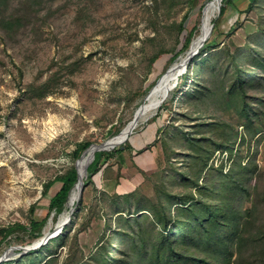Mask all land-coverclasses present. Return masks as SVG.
<instances>
[{"label": "rangeland", "instance_id": "rangeland-1", "mask_svg": "<svg viewBox=\"0 0 264 264\" xmlns=\"http://www.w3.org/2000/svg\"><path fill=\"white\" fill-rule=\"evenodd\" d=\"M22 1L11 0L5 14H13ZM209 1L46 0L33 20L18 29L5 31L0 26V228L47 219L36 239L20 232L1 242L0 264H112L107 256L117 258L123 247L120 240H112L117 230L126 231L116 217L119 202L125 208L120 213L130 217L127 208L134 212L136 200L154 198L157 189L165 187L170 194L182 191L166 181L168 174L177 176L198 167L197 156L192 163L185 160L191 150L186 136L195 135L200 150L210 152V156L202 154L209 159L199 185L205 183L210 166L217 168L223 162V173L230 168V150L242 164L254 163L258 172L264 170V118L255 121L258 132L248 131L224 97L223 84L208 83L204 92L210 99L195 100L193 94L188 96L187 87L180 90L170 82L150 118L123 142L105 150L129 141L132 151L116 153L84 185L91 160L72 204L67 201L58 213L49 210L59 182L43 193L48 181L73 164L78 167L80 158L74 160L72 151L79 142L100 144L116 136L179 60L187 58L192 66L207 41L218 40L234 50L252 43V36L263 31L264 0H233L218 26L219 35L212 28L201 46L190 45L182 51L190 30L199 31L202 8ZM186 13V29L181 34L178 24ZM218 17L217 12L213 24ZM232 24L236 28L228 32ZM175 53L178 59L173 60ZM153 56L159 57L153 62ZM188 70L182 84L188 81L184 76ZM45 85L49 91L43 95ZM189 88L191 92L200 89ZM247 94L260 92L253 89ZM209 122L217 128L228 125L224 127L230 133L228 146L222 132L221 136H215L216 130L208 132ZM209 134L214 140L204 138ZM210 173L213 176L206 184L216 185V172ZM253 184L249 179L250 196L237 199L243 214L261 198ZM129 192L134 197L124 201ZM65 236L66 243L58 244Z\"/></svg>", "mask_w": 264, "mask_h": 264}, {"label": "trees", "instance_id": "trees-1", "mask_svg": "<svg viewBox=\"0 0 264 264\" xmlns=\"http://www.w3.org/2000/svg\"><path fill=\"white\" fill-rule=\"evenodd\" d=\"M10 1L0 0V26L5 31L18 29L32 21V16L46 3V0H23L15 8V12L7 16L5 12ZM233 4V0H222L219 17L213 21L215 36L219 35L218 26L226 10ZM249 7H252V4ZM187 17L188 13L178 24L181 34L186 29L184 21ZM235 28L236 24H232L227 31H233ZM195 32L196 28L190 30L181 47L182 51L190 47ZM251 42L235 47L234 50H230L226 43L221 45L218 40L205 42L200 50L205 55L201 56V53L198 60H192V66H189V72L184 76L188 80L187 94H193L195 100L210 99L204 92L208 83L226 86V93L221 86L224 97L235 107L239 117L244 119L246 129L256 133L259 130L255 121L264 118V29L252 36ZM164 53L161 52L160 55ZM177 55L178 53L174 54L173 60L178 59ZM158 57L153 56L152 61ZM220 76L222 79L218 80ZM190 86H199L200 89L191 92ZM253 89L258 90L260 94H247L248 90ZM46 91H49L48 86L42 94ZM208 126L211 127L208 129L209 133L216 130L215 136H221L222 132L225 136L224 145L230 144V133L224 129L228 128L226 123L217 128L209 122ZM185 138H188L187 145L191 149L185 153V160L192 163L197 156L199 168L185 174L177 173V176L168 174L166 181H170L173 186H180L182 191L170 194L164 187L159 191L157 189L154 198L136 200L134 212L127 208L131 218L120 213L125 208H121L119 202L116 217L118 225L120 226L122 221L126 231L117 230V236H114L112 242L120 240L123 247L120 248L117 258H107L112 264H264V191L260 190L264 186V170L258 172L257 164L254 163L242 164L239 156L232 157L233 152L230 150L229 159L232 158L233 162L230 168L223 173V162L217 168L210 166L205 183L199 185L202 168L204 170L209 159L206 160L202 154L208 153L210 156V152L200 150L199 138L195 135ZM204 138L214 140L210 134ZM164 143L167 146L166 142ZM90 144L89 141L79 142L72 151L73 159L78 160ZM126 150L132 151L129 141L112 151H96L87 168L84 185L91 181V177L102 169L111 157ZM170 151L166 153L169 155ZM211 171L216 172L217 181L216 185L209 186L206 181L213 176ZM249 179L254 180L253 186H258V196L261 198L257 204H253L251 210L243 214L237 205V199L243 194L250 196L251 190L247 185ZM76 181L77 167L73 164L44 185L43 193L46 195L55 182L60 183L59 189L50 197V211L58 213L66 207L65 203ZM194 187L195 192L191 190ZM134 195V192L125 193L123 200L130 202ZM46 220L31 219L29 226L21 223L3 226L0 228V243L20 232L36 239L41 236ZM67 240V236L60 237L58 244L64 245Z\"/></svg>", "mask_w": 264, "mask_h": 264}, {"label": "bare ground", "instance_id": "bare-ground-1", "mask_svg": "<svg viewBox=\"0 0 264 264\" xmlns=\"http://www.w3.org/2000/svg\"><path fill=\"white\" fill-rule=\"evenodd\" d=\"M221 0H210L203 10V16H202V22L200 25V29L196 34V37H194L193 42L191 43L192 48H198V46L204 42V40L211 34L212 31V18L217 14L218 10L217 7ZM203 9V8H202ZM211 27V28H210ZM187 58L179 60L175 65L173 66L171 73L167 74L160 78V80L152 87V89L149 91L147 95V100L145 104L140 108V110H137L136 112V120L133 124L125 126L121 134L109 142L111 145L118 143L125 135H128L139 123L147 121L152 113L157 109L159 106L161 99L163 98L164 94L169 90V86L171 83H174V85L177 83L175 80H177V74L181 73L184 69H186L187 66L184 65ZM188 62V61H187ZM183 73V72H182ZM171 77V79H170ZM171 82V83H170ZM181 86V85H180ZM183 88V87H182ZM185 90V89H183ZM186 91V90H185ZM90 148L81 158V160L78 163V171H79V178H83L85 175V169L88 165V161L90 158L91 150ZM77 187L71 192L69 195V205L74 202V200L77 197Z\"/></svg>", "mask_w": 264, "mask_h": 264}, {"label": "water", "instance_id": "water-1", "mask_svg": "<svg viewBox=\"0 0 264 264\" xmlns=\"http://www.w3.org/2000/svg\"><path fill=\"white\" fill-rule=\"evenodd\" d=\"M221 4V3H220ZM218 5V7H217V10H218V13H219V11H220V7H221V5ZM204 8H205V6L203 7V9H202V12H203V10H204ZM213 23L211 24V27L213 28ZM210 27V28H211ZM204 43V42H203ZM203 43H201L200 44V46L203 44ZM142 107V106H141ZM140 107V108H141ZM140 108L138 109V110H140ZM136 112H137V110H136ZM136 112H135V114H134V116H133V118H132V120L127 124V125H131V124H133L134 123V121L136 120ZM123 129H125V128H123ZM123 129L116 135V136H114V137H112V138H110L109 140H107V141H105V142H103V143H100V144H90L88 147H87V149L81 154V156H80V160H81V158H82V156L90 149V148H92L93 147V149L91 150V153H90V160L88 161V164L91 162V160H93L94 159V154H95V152L96 151H99V150H109L110 148H113V147H115L117 144H120L121 142H123L125 139H127V137H128V135H125V137H123L118 143H116V144H113V145H111L109 142H111L110 140H112V139H114V138H117L120 134H121V132L123 131ZM132 132V131H131ZM130 132V133H131ZM88 166V165H87ZM87 168V167H86ZM85 175H86V169H85ZM82 179L83 178H79V171H78V167H77V181H76V183H75V185H74V187L73 188H75V187H77L78 188V190H79V192H80V190L82 189V187H83V184H82ZM68 199H69V197H68Z\"/></svg>", "mask_w": 264, "mask_h": 264}, {"label": "clouds", "instance_id": "clouds-1", "mask_svg": "<svg viewBox=\"0 0 264 264\" xmlns=\"http://www.w3.org/2000/svg\"><path fill=\"white\" fill-rule=\"evenodd\" d=\"M187 63H188L187 61L184 63V65L187 66V67H186V69H184V70L182 71L183 73H184V72L187 70V68L189 67V66H188L189 64H187ZM182 72H181V75H180L179 77H176L177 80L174 79V81L177 82L176 85H178V86H179L180 84H182V83H181V81H182L181 79H182V76H183V73H182ZM179 87H180V86H179Z\"/></svg>", "mask_w": 264, "mask_h": 264}, {"label": "crops", "instance_id": "crops-1", "mask_svg": "<svg viewBox=\"0 0 264 264\" xmlns=\"http://www.w3.org/2000/svg\"><path fill=\"white\" fill-rule=\"evenodd\" d=\"M180 85H181V86H180ZM180 85H179V86H180V90H181V88L184 87V86L187 87L186 84H180ZM184 89H185V88H184ZM183 91H184V90H183ZM184 92H186V91H184Z\"/></svg>", "mask_w": 264, "mask_h": 264}, {"label": "built area", "instance_id": "built-area-1", "mask_svg": "<svg viewBox=\"0 0 264 264\" xmlns=\"http://www.w3.org/2000/svg\"><path fill=\"white\" fill-rule=\"evenodd\" d=\"M179 74V73H178ZM178 74L176 76H178Z\"/></svg>", "mask_w": 264, "mask_h": 264}]
</instances>
